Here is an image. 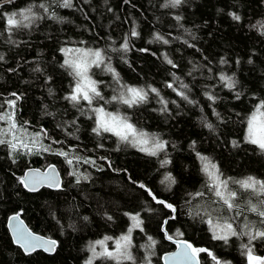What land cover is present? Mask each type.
<instances>
[{
	"label": "trees",
	"instance_id": "obj_1",
	"mask_svg": "<svg viewBox=\"0 0 264 264\" xmlns=\"http://www.w3.org/2000/svg\"><path fill=\"white\" fill-rule=\"evenodd\" d=\"M41 3L47 11L38 7ZM0 4V13L31 7L37 17L9 34L0 16L4 57L0 114L11 112L6 101L15 99V131L22 126L34 136L47 133L35 147L28 143L31 152L0 144V264H85L95 241L110 237L105 246L115 249V241L132 228L131 215L136 213L142 225L131 232L129 251L134 260L97 256L93 264H163V255L176 248L177 240L207 249L199 253L201 264H217V260L248 264L242 248L247 236L229 237L227 242L213 238L206 213L211 211L213 222L222 224L223 218L235 217V211L213 203L216 197L208 191L210 181L197 153L233 181L248 176L264 179V151L245 140L246 119L264 99V0H183L177 7L169 0H71L70 7L61 6L63 0H13L12 4L0 0ZM233 12L241 17L239 21L230 15ZM133 27L140 35L129 36V50L112 51L120 48ZM157 34L168 43L157 40ZM62 47L105 50L106 61L119 75L117 81L104 66L95 68L94 78L101 82L99 89L106 99L122 86L157 88L159 96L149 91L147 101L132 108L114 101L105 108L129 116L138 129L166 141L165 148L153 156L112 133H93L95 115L87 102L73 105L64 98L75 80L61 67ZM165 55L176 67L167 63ZM221 76L231 77L235 88H229ZM169 83L173 88L167 87ZM161 97L168 102L166 111ZM7 127V121L0 120V138L10 140V135L4 136ZM60 151L68 156L58 155ZM68 159L73 163L68 164ZM53 164L62 176L59 187L42 186L30 192L20 183L28 169L44 170ZM229 188L237 191L236 203L241 205V216L231 220L237 231L245 230L246 223L252 230L264 228L246 203L259 205L264 197L235 183ZM168 203L175 212L165 206ZM17 212L33 231L57 241L53 254L42 250L26 254L14 243L8 218ZM148 237L156 243L152 245ZM252 246L255 255H264V240H255ZM96 250L102 248L97 245Z\"/></svg>",
	"mask_w": 264,
	"mask_h": 264
},
{
	"label": "snow or ice",
	"instance_id": "obj_2",
	"mask_svg": "<svg viewBox=\"0 0 264 264\" xmlns=\"http://www.w3.org/2000/svg\"><path fill=\"white\" fill-rule=\"evenodd\" d=\"M182 2L183 0H169V5L172 7H177ZM5 3L12 4L13 0H5ZM61 6L70 7L71 0H63V4ZM2 7L3 5L0 4V8ZM38 7L47 11L45 5L42 3L39 4ZM230 15L236 21L241 19V17L235 12L230 13ZM0 16H2L4 19V31L8 32L9 34L12 33L13 29L19 28L21 26L27 27L28 24H25V21L29 22L30 24L33 19L37 18L36 13L31 7L22 8L18 11L0 13ZM176 19L180 20L181 17L177 16ZM253 27H255V25ZM139 35L140 33L135 27H133L130 33L126 34L123 38L120 48H113L112 51H128L130 42L129 36L138 37ZM155 38L157 40H162L165 44L168 43V41L159 34H157ZM81 43L83 44L84 42ZM142 51H147V49H142ZM60 52L65 56L61 67L69 70V75L74 77L75 80L71 92L64 98L72 102L73 105H78L81 100L87 102L90 110L95 115V127L92 128L93 133L97 135H100L102 132L112 133L118 137L121 142L131 144L134 147H139L141 152H145L153 156L157 155L159 151L165 148L167 143L166 141H162L155 134L150 135L148 132L138 129L136 125L131 122V118L129 116L121 114L119 111L109 112L105 108L106 104H109L113 101L117 102L118 104L127 105L128 108H132L135 105L146 102L149 91L159 96L160 93L157 88L149 86L146 90L145 88L122 86V90L118 94L112 95L110 99H106L99 89L101 82L93 79L91 73V69L93 67L100 68L104 66L108 72L113 73L117 81L119 80L118 73H116L115 69L112 68L110 63L106 61L105 50L99 47H62L60 48ZM3 59L4 57L0 55V61ZM164 59L168 64L176 67L173 61L168 59L166 55ZM108 60H110V57ZM221 80L227 81V86L229 88H235V82L231 77L221 76ZM167 87L173 88V83L167 84ZM181 87L187 88L188 86L181 85ZM174 90L176 89L174 88ZM177 94L184 99H188L184 91H178ZM11 95L16 97V99H19L16 93H12ZM206 95H208L210 100H215L214 96L210 94ZM236 98L239 99V94H237ZM94 101L97 102L98 106L93 107ZM100 101H103V103H99ZM160 102L164 105L162 111H166L168 102L164 101L162 97ZM189 102L194 103L193 101ZM6 103L8 107L12 109V111L0 114V120L7 121L8 129L6 132H4V136L11 135L12 139L8 140L0 138V144H7L13 151H16L17 146L20 145V147H23L24 149H27V151L31 152L32 147H35L37 140L41 137V135L46 136L47 133H36L31 140L32 147H30L29 144L25 143L22 138L15 135V130L17 129L15 120L16 100H8ZM207 126L209 128L212 127L211 124ZM21 130L26 132V129H23L22 126ZM245 140L252 145H257L262 151H264V99L259 100V102L254 106L251 114L246 119ZM232 143L234 146L237 145V141H232ZM43 150L49 151V148H44ZM58 155L67 157L68 152L60 151ZM197 155L199 156L200 160L204 162L202 170L210 181V183L207 185L208 191L216 197V201H213V203L218 201L221 203L222 207L227 209L229 212L235 211V217L223 218L222 224L219 222H213L211 211L206 213L208 215L207 222L213 225V238L227 242L229 237L247 236L248 243L243 244L242 248L245 249L248 264H264V256L255 255L252 246L253 241L258 239L264 240V228L252 230L246 223L242 226L245 230L239 232L237 231L231 220L241 216V205L236 203L238 197L237 191H233L229 188L230 183H235L239 185V187L245 192H250L257 197H264V179L248 176L244 179L233 181L230 177H223V174L220 172L218 166L211 162L208 157L201 156L199 153H197ZM90 162L94 163V161H85V163ZM67 163L72 164L73 161L68 159ZM163 163H168V161L165 160ZM50 169L52 172H55L54 166H50ZM73 175H75V173H73ZM41 177H43V179H41ZM86 178L87 177H85V179ZM166 179H171V177H166ZM45 182H47L49 187H59V180L53 179L49 181L47 174H41L39 170L30 169L23 177L20 178V183L30 192L38 191L37 185H41ZM172 182H174V180ZM140 186L144 187L143 184ZM196 195H204V193H197ZM153 199H156V197L153 196ZM157 203L165 204V201L157 200ZM246 203L248 205V210L257 213V215L261 218V224L264 225V200H260L259 205L257 203H253L251 200L247 201ZM165 206L169 209H172L173 212L176 211L174 206L170 203L166 204ZM212 211H215V209ZM109 219H111V217H109ZM131 219L133 221L132 228H141L142 221L139 218V213L131 215ZM9 220L10 223L12 221L17 222V225L12 229L14 243L19 245L26 254H31L38 248H43L45 251L54 250L56 242L32 233L26 226H24L23 221L20 220L19 212L11 216ZM164 223L167 224V221ZM132 228H129L127 234L122 235L115 241V249L113 251L108 250V248L105 246V241L111 239L110 237H105L103 240L95 241V243L91 246L92 257H90L85 262V264H93V259L97 256L117 261H133L134 257L129 251V248L131 247ZM177 235H182V233L178 232ZM166 238L168 240H173L172 235H167ZM148 239L152 241V245L156 243L154 240H152V237H148ZM176 243L178 244L180 251L166 256L165 264H168L169 260L173 261L174 264H192L200 252L207 251V249L194 247L191 243L185 240H177ZM97 245L102 248V250L99 252L96 250ZM213 260H216L215 256H213ZM148 264H151V262L149 261ZM217 264H221V262L217 260ZM224 264H227V262H224Z\"/></svg>",
	"mask_w": 264,
	"mask_h": 264
},
{
	"label": "water",
	"instance_id": "obj_3",
	"mask_svg": "<svg viewBox=\"0 0 264 264\" xmlns=\"http://www.w3.org/2000/svg\"><path fill=\"white\" fill-rule=\"evenodd\" d=\"M50 166H54V167H55V172H52V170L50 169ZM50 166H48V167H47L46 169H44V170H42V169H38V168H30V169H31V170H39V172H40L41 174H45V173H46L49 181H51V180H53V179L59 180V185H60L61 182H62V176H61V173H60L59 169H58L57 166H55L54 164H53V165H50ZM30 169H28L26 172H28ZM41 179H43V177H41ZM42 186H48L47 182H45V183H43V184H41V185H37L38 189H39L40 187H42ZM53 187L56 188V186H53ZM15 214H16V213H15ZM15 214H12L11 216H13V215H15ZM11 216H10V217H11ZM10 217H9V218H10ZM9 218H8V228H9L10 234H11V236H12V238H13V235H12V229H13V227H15V226L17 225V222H16V221H12V222L10 223ZM20 220L23 221L24 226H26V227H27L32 233H34V234H36V235H39V236H41V237H44L45 239H51V240H53V241L56 242L55 248H54V250H52V251H45L43 248H38L37 250L45 251V252L48 253V254H53V253L55 252V250H56V246H57V241H56L54 238L33 231V230L27 225V223L23 220V218H22L21 216H20ZM13 240H14V238H13ZM37 250H36V251H37ZM179 251H180V248H179V246H178V244H177V246H176V248H175L174 250L169 251V252H166V253L163 255V264H165V257H166V256H169L170 254H172V253H176V252H179ZM263 256H264V255H263ZM197 262H198V264H201V258H200V256H199V254L196 256V258H195V260L192 262V264H197ZM168 264H174V262L171 261V260H169V261H168Z\"/></svg>",
	"mask_w": 264,
	"mask_h": 264
},
{
	"label": "rangeland",
	"instance_id": "obj_4",
	"mask_svg": "<svg viewBox=\"0 0 264 264\" xmlns=\"http://www.w3.org/2000/svg\"><path fill=\"white\" fill-rule=\"evenodd\" d=\"M93 68H94V70H93ZM92 69H91V73H92V78L93 79H95L94 78V76L95 75H97L96 73H97V71H96V67H93ZM96 80V79H95ZM110 112V111H109ZM7 129H8V127H7ZM15 135L17 136V137H20V138H22L23 139V141L25 142V143H31V140H32V138L34 137V135H31L30 133H28L27 131L25 132V131H22L21 129H18V131H15ZM10 137V140L12 139V136L10 135L9 136ZM40 140V138L37 140V142ZM31 145V144H30ZM20 145H18L17 146V148L19 147ZM108 250H110V251H113L114 249H108Z\"/></svg>",
	"mask_w": 264,
	"mask_h": 264
}]
</instances>
